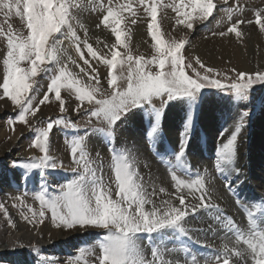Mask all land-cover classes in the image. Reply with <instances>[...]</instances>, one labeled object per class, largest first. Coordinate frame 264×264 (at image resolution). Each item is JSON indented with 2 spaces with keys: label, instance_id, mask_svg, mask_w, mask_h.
<instances>
[{
  "label": "rangeland",
  "instance_id": "374dc122",
  "mask_svg": "<svg viewBox=\"0 0 264 264\" xmlns=\"http://www.w3.org/2000/svg\"><path fill=\"white\" fill-rule=\"evenodd\" d=\"M213 2L216 5L214 15L209 17L208 20L193 19V29L190 30L182 25H176V13L169 5L178 3V0H157V26L161 31V37L166 42L185 40V46L182 49L185 73L195 78V72L204 75L205 70L211 68L213 72L207 74L221 79L224 83H230L232 79H235L237 72H245L253 76L257 73H264V32L260 30V26L255 22V13L257 11L264 13V0H227V3H225V0H213ZM74 3L80 4L82 7L73 10L74 15L71 22V30L67 27L63 30V40H67V42L61 41L57 45L59 49L57 60L47 65L49 69L47 72H42L35 78L34 90L30 92L33 99V106L39 104L40 99L47 92L51 78L58 74L60 68H65L67 72L71 73L72 78L80 82V86L97 88L98 91L95 94V99H101L106 98L111 92L107 84L110 69L108 65L103 63V60L112 59V51H116L118 55L116 58L117 64L111 69V72L117 77V83L122 87H126L127 84L126 77L129 71V63L135 68L134 61H127L128 55L142 57L144 60H149L156 55L152 48L153 41L147 28L151 18L145 11V8L140 4V0H131L135 12L134 15L128 10H124L121 15V29L125 33L122 37L124 46L116 44L114 34L110 28H105L103 25L97 27V25L100 22L101 16L106 14L109 5L116 9L121 4L129 3V0H74ZM84 15L86 17H92L93 24L96 23V26L93 25L94 28L89 27V23L85 22ZM261 18L264 19V15ZM133 20H135V23L132 22ZM237 20L245 21V23L237 26V30L241 34L239 37L235 33H228L223 36L219 35L221 32H226L227 28L235 24ZM249 20L252 23H247ZM9 27L14 36L27 35L26 24L20 17L15 15L14 12L7 17L4 13L0 12V28L3 29L4 33H8ZM71 32H74L75 36L79 38V52L77 51V41L70 34ZM85 43L92 47L96 53V57L91 56L87 52ZM6 51L7 37L4 34H0V83H2L3 75V56ZM81 55L89 61L88 64L84 63ZM197 58L204 65V68H201L200 64L196 63ZM188 65H191V67H188ZM22 66L28 67L27 64H23ZM149 68L152 71L157 70L154 65H149ZM193 68L195 72H193ZM94 76L97 79H93ZM225 77L228 79H225ZM0 97H3L2 89H0ZM61 99L64 101L65 107L63 113L60 110V102L55 99L54 94H50L49 99L43 105H40V110L37 112V114L40 113V116L32 117L29 114L26 117L29 124L26 125L15 120L13 124L8 123L10 119H14L18 115L19 108L14 106L7 97L0 98V146L4 145L6 147L12 144L7 149L2 147L1 159L3 163L0 169V175L9 171H13L16 174L15 178H13V175V177L8 176L6 179L7 182L3 183L8 197L2 201L0 200V203L5 205L7 212H15L14 214L18 215L21 220H25L24 215H27L31 219L32 213L28 211L27 207L31 206L37 213V218L31 223L35 227H39L38 229L44 230V232L39 233L42 237L48 235V229L52 231L62 230L67 233L76 234L73 235L75 237L73 240L74 243L68 246L69 253L66 257L70 261L69 264H96L97 257L100 255L99 243L107 234V231L94 226L81 228L77 225L70 229L56 227L52 222L51 212L47 209H44L45 217L43 222H41L39 212L42 209L39 201L34 197L36 192L40 190L46 192V198L57 194L59 185L67 184L76 177L77 172H73V168H77L78 171L83 170V162L79 166L73 163V157L70 151L72 141L78 137L85 138L84 146L87 160L91 167L97 169V176H103L105 183L111 188L113 199H116L115 193L117 189L112 171L113 152L111 149L115 148L117 153L124 154L128 157L133 169L137 171L138 182L142 180L143 188L150 194V198L157 205L168 198V200L175 199V203L178 202L179 205V201L175 198L176 188L174 187V181L171 179V175L175 172L178 178L188 182L202 177L208 193L211 194L212 201L214 198L217 199H214L215 201L212 203L218 207L222 205L220 208L225 211L228 210L227 212L232 214L229 212L230 209L224 206V204H221L222 200L227 199V201L229 200L231 202V199L224 193V186L227 182L225 177L219 174L225 180L222 179L215 168L216 151L217 146L225 142L231 132L235 130V125L241 115L244 112H248L249 115L244 118L245 126L241 130L237 142L246 149V155L243 158L244 162L241 165L248 167L247 173L250 176V182L248 181V183L241 185L242 190H240V184L242 183L234 184L235 181H233L237 177L232 173L228 178L231 181L232 187L236 188L240 195L243 194L242 199L245 202L248 203L252 199L250 195L253 193L264 196L262 195L264 194V178H262L264 177V175L262 176L264 174V82L262 81L257 80L254 83L246 100L241 97H234L230 92H221L214 88L202 89L195 105H190V102L177 99L169 102L166 106H162L160 97L153 98V106L161 109V117L158 122V130L150 140H148L149 138L145 132L150 131L154 117L149 114L150 108L148 106L133 109L126 118L117 122L113 134L109 136V129L105 121L102 119L98 120L94 117L90 118L86 114V109L91 107L87 101L83 102V106L76 110L77 105L81 102L77 100L76 94L72 89L62 88ZM190 106L194 111L189 133L190 139L187 142V159L190 167H192L191 169L195 171L203 166L202 170L195 175L193 174L194 177L192 178L178 173V170L173 168H166L165 163L158 158L156 159L157 164L156 160H153L149 155L150 153L152 154L150 147L154 143L156 144L152 147L154 149L157 147L158 149H156L160 152L169 150L170 148H172L170 150L172 155L178 152L180 135L184 130ZM173 109L180 111L182 120L176 118L179 127H173L175 134L170 135L168 132V135L165 123L168 121V113ZM209 111L212 114H208ZM205 114L206 116L203 117ZM223 114L226 115L222 117ZM49 118L52 120L63 118L65 120V123L57 124L50 131L49 136V154L56 161L57 168H49L47 170L32 169L28 166L30 163L29 158L34 156L39 157L41 155L38 149L30 147L31 141L36 135V132L32 129L35 128L38 131L39 129L47 127ZM203 118L208 119L205 127L202 126ZM142 120H145V122L142 123ZM139 123H142L143 126H139ZM211 126L213 127V134L210 137L206 132V127L211 128ZM226 128L229 131L222 138L220 133ZM97 129H101V131H97ZM203 134L208 146L206 147L207 153L208 155H214V158L213 156L204 157L202 154L201 146L205 141ZM149 142H151L150 147ZM215 145L216 147H214ZM185 155H187V152ZM192 157H196L198 163L193 165V162H191L193 160ZM77 158H79V154H77ZM182 161L186 162V160ZM14 162L23 163L21 166H14ZM231 165L232 162L227 166ZM152 172H159L161 174L166 186V188H163L165 189L164 192L160 191L162 186H159L158 183H156L158 186L156 184L150 186L152 182L150 175ZM199 173L201 174L199 175ZM212 187L214 189H222L223 193H221V196L213 193ZM245 187L246 190H243ZM153 192L155 195H151ZM183 195L186 197L187 204H200V194L198 191L190 192L185 188ZM213 195L215 196L214 198ZM18 196L24 201L23 204L15 199ZM242 199L241 202L243 201ZM244 201L242 202L243 204H245ZM231 205L233 206L232 203ZM146 207L150 209L151 205H147ZM198 212L200 213L201 221L213 231L216 226L205 216L208 210H198ZM190 214L192 215L193 213ZM8 219L9 217H5L3 212L0 211V221L2 220L8 223ZM187 223L184 221V227L186 233L191 236V233L188 232ZM75 231L77 233L78 231L83 232L82 234H85L87 237H78ZM205 232H208V230L203 231L204 234L200 236L201 238L197 237V241L203 244V247L209 245L210 247L212 246L211 248H215L217 252H215V255H222L225 246L229 249L238 247L242 251L245 250L244 247L235 245L230 240H224L219 236L217 230L213 231L214 234L213 232ZM168 235H170V231L166 230L162 239L157 238V247L159 250L169 249L171 241L165 238ZM221 236L223 235L221 234ZM141 240L148 242V239H138L137 242L142 245V250L145 251L147 258L151 259V246L147 248ZM217 245H219V248L215 247ZM81 249H86L83 255H81ZM35 250V252L40 254L45 253L43 247L37 243ZM78 256L81 257L79 261L75 259ZM246 257L247 259H245ZM243 258L231 256L230 264H249L252 261L250 253H246ZM164 259L173 262V264H182L181 261L183 260L184 262L187 260L188 264H191L188 258L183 259L174 251L166 252ZM214 259L215 256L211 254L208 258H201L198 264H205L206 260L214 261ZM236 259L239 260L236 261ZM28 264L38 263L29 261Z\"/></svg>",
  "mask_w": 264,
  "mask_h": 264
},
{
  "label": "snow or ice",
  "instance_id": "6c2138e0",
  "mask_svg": "<svg viewBox=\"0 0 264 264\" xmlns=\"http://www.w3.org/2000/svg\"><path fill=\"white\" fill-rule=\"evenodd\" d=\"M140 4L151 18L147 28L156 55L149 60L132 55L127 56L128 62L134 61L135 68L129 63L126 87L118 84L117 77L111 72V69L117 64L118 55L116 51H112V59L103 60V63L110 69L107 84L111 92L106 98L95 99L97 88L80 86V82L73 79L71 73L67 72L65 68H60L58 74L51 78L47 92L40 99L39 104L33 106L30 92L34 90L35 78L40 73L47 72L49 70L47 65L57 60L59 35L63 34L65 27L71 30L73 10L80 9L82 5L74 3V0H0V12L4 13L6 17L14 12L25 22L27 29L26 36H14L10 27L8 33H4L0 28V34L7 37V51L3 56L0 89H2L3 97H7L14 106L19 108L18 115L14 119H10L8 123L13 124L15 120L26 125L29 124L26 117L29 114L35 117L40 110V105L49 99L50 94H54L55 99L60 102V110L63 113L65 107L64 101L61 99V89L68 88L75 92L77 100L81 102L77 105L76 110L83 106V102L87 101L91 107L86 109V114L90 118L94 117L105 121L109 129V136L113 134L117 122L126 118L133 109L148 106L149 114L154 117V122L146 135L152 139L158 130V122L161 117V109L153 106V98L160 97L162 106L177 99L195 105L202 89L214 88L221 92H230L234 97L246 100L254 83L257 80L264 82V73H257L253 76L245 72H237L235 79H232L230 83H224L221 79L207 74L213 72L211 68L206 69L204 75L195 72L193 68L195 78L187 75L182 56L185 40L166 42L161 37V31L157 26V0H140ZM169 6L176 13V25H182L190 30L193 29V19L208 20L216 11L213 0H178V3ZM124 10L135 14L131 0L127 4L119 5L116 9L109 5L106 14L101 16L97 25V27L103 25L105 28H110L116 44L120 46H124L122 37L125 33L121 29V15ZM262 15L264 13L257 11L255 22L264 32ZM132 22L135 23V20ZM242 23L245 21L237 20L235 24L227 28L226 32H221L219 35L235 33L239 37L241 34L237 30V26ZM247 23H252V21L249 20ZM70 34L75 37L79 52V38L75 36L74 32ZM85 47L91 56L96 57L91 46L85 43ZM81 58L84 59L83 55ZM84 63L88 64L89 61L84 59ZM196 63L204 68L198 58ZM23 64H27L28 67H23ZM149 65H154L157 70L152 71ZM93 79H97V77L94 76ZM225 79L228 78L225 77ZM193 111L194 109L190 106L184 130L180 135L179 150L175 154L177 162H180L186 154ZM248 115V112H244L236 123L235 130L231 132L225 142L217 146L215 168L219 174L225 177L227 181L225 187L227 188L232 186L228 179L232 172L235 171L238 175V169L228 168L227 165L235 157L238 136L245 126L244 118ZM63 123H65L63 118L57 120L49 118L47 127L38 131L35 128L32 129L36 135L32 139L30 147L38 149L41 153L39 157L29 158L28 166L32 169L57 168L56 161L49 154V136L50 131L57 124ZM68 123L70 124V122ZM97 131H101V129H97ZM228 131L227 128L224 129L220 136L223 138ZM84 139V137L74 139L70 149L73 163L79 166L83 162V170L78 171L77 168H73L72 171L77 172L76 177L67 184L59 185L57 194L51 197L46 198V192L43 190L36 192L34 198L39 201L42 209L39 212L40 221L43 222L44 209H47L50 210L52 222L56 227L70 229L79 225L81 228L94 226L105 229L107 234L99 243L100 255L97 257L96 264H173V262L164 259L165 253L172 250L167 248L163 251L159 250L156 246L157 238L162 239L166 230H173L181 235L186 234L184 221L189 209L193 214L197 210L211 211L215 209L217 212L219 211L217 205L212 203V197L205 187L204 179L201 177L188 182L178 178L173 172L171 179L174 181L175 198L179 201V205L172 203L171 200L161 201L157 205L143 188L142 180L138 182L137 171L133 169L128 157L117 153L115 148H112V171L117 189L116 199H113L111 188L105 183L102 175L97 176V169L91 167L87 160ZM77 154H79V158H77ZM22 163L14 162V166H21ZM185 188L190 192H199L200 204L189 205L186 203V197L183 195ZM160 191L164 192L165 189L161 188ZM151 195H155V193L153 192ZM15 199L19 200L21 204L24 203L19 196ZM147 205H151V208H147ZM27 207L28 211L32 213V217L29 219L27 215H24V219L31 223L37 218V213L31 206ZM244 210L250 222L255 221L254 214L247 208ZM0 211L5 217H8L7 209L3 203H0ZM8 223L15 227L10 218ZM229 223L236 232L235 245L242 243L246 245V249L242 251L238 247L229 249L225 246L222 255L217 254L214 261L206 260L205 264H230L231 256L243 258L246 253H250L252 264H264V230L254 228L248 236H245L234 223L231 221ZM261 224H264V217L256 222V228H259ZM144 238L148 239L151 246V259L147 258L145 251L142 250V245L137 242L138 239ZM80 251L83 255L86 249ZM80 258L78 256L75 259L79 261ZM185 264H188L187 260ZM191 264H198L195 256L192 257Z\"/></svg>",
  "mask_w": 264,
  "mask_h": 264
},
{
  "label": "bare ground",
  "instance_id": "6f19581e",
  "mask_svg": "<svg viewBox=\"0 0 264 264\" xmlns=\"http://www.w3.org/2000/svg\"><path fill=\"white\" fill-rule=\"evenodd\" d=\"M84 17H85V22L89 23V27L94 28L93 25L96 26V23L93 24V21L91 20L92 17L91 18L90 17H86L85 15H84ZM63 34L59 35V40H60V42L61 41L67 42V40H63L64 39L63 38ZM208 114H212V112L209 111ZM168 115H169L168 121L165 123L167 134L169 132L170 135H172V134L174 135L175 131H174L173 127H176V128L179 127L178 121H176V118H179V120H182V117H181L180 111L179 110H175V109L170 111L168 113ZM224 115H226V114H223L222 117ZM37 116H40V113L36 114V117ZM205 116H206V114L203 115V117H205ZM144 122H145V120L144 121L142 120V123H144ZM207 122H208V119L203 118L202 126L205 127V123H207ZM142 123H139V126H143ZM210 125H211V123H210ZM212 126H213V121H212ZM212 126H211V128L208 127L210 129H208L206 127V132L208 133V135L210 137L213 134L212 133L213 132L212 131L213 130ZM145 133H147V132H145ZM203 138H205L204 134H203ZM154 144H156V143H154ZM11 145L12 144H10L9 146L7 145L6 147L4 145L0 146V169L2 168V163H3V160L1 159V157H2V155H1L2 152L1 151L3 150L2 147L7 149V148H10ZM202 146L205 147V149L207 150L206 147H208V146L206 144V138H205V141H204ZM214 147H216V145ZM156 148H155V150H156L157 156H160V158L165 159V161H167V163L171 167H173L174 165H175V167H177V164H178L179 166L188 169V171L191 172V173L200 172L202 170V168H203V166H202L197 171H195L194 169H191L192 167H190V163H189V161L187 159V157H188V148L186 150L187 155L183 156V160H186V162H183L182 160L180 162H177L176 159H175V155H172V153L170 152V150L172 148H170L169 150H164L163 152L158 151L157 150L158 148L157 149ZM163 149H164V146H163ZM245 150H246L245 147L240 145L239 142H237L236 153H235L234 159L232 160V165L231 166H227L228 168L234 167V169H238V171H239L238 175H237V173L235 171H233L232 173L237 177L236 180L235 179L233 180V181H235L234 184L242 183V184H240V190H242L241 185H244V183H248V181L250 179V176L247 173L248 167L241 165L242 162H244L243 158L246 155ZM148 152H149V149H148ZM149 155L153 158V160L157 159L151 153ZM209 156H213V158H214V155H209ZM196 159L197 158L195 157L191 161V162H193V165L198 163ZM156 163L158 164L157 160H156ZM160 166L162 167V165H160ZM263 175L264 174H262V176ZM8 176H11V177L15 178L16 174H14L13 171H9L7 173H4L3 175H0V200L1 201L8 197L6 195V190H5L4 186H3V183L7 182L6 179H7ZM150 177L152 179V182L150 183V186L151 185L154 186L156 183H158L159 186H162V188H166L165 183H164V179L161 177V174L159 172H152ZM262 178H264V177H262ZM254 183H255V181H254ZM212 190L214 191L213 193H217L218 194L217 196H219V195L221 196V193H223L222 189L220 190V189H216V188L214 189L213 188ZM243 190H246V187ZM224 193H225L226 196L228 195V193L225 191V189H224ZM262 195H264V194H262ZM214 197L215 196L213 195V198ZM214 199L217 200L216 198H214ZM214 199H213V201H215ZM229 199H231L230 196H229ZM244 199H246V198H244ZM171 201H172V203L178 205V202L175 203V199H173ZM246 201H247V199H246ZM252 201L253 200H250V201H248V203L254 205L256 202L252 203ZM231 203L233 204V206L231 205ZM244 203L247 204V202H245V201H244ZM188 204L190 205V203H188ZM221 204H224V206H226L228 209H230L229 212L232 213L231 215L235 219L242 220V216L239 213V211L236 209V207L234 206V203H233L232 199H231V202H229V200L227 201V199L226 200H222ZM220 206H222V205H220ZM220 206L219 207L217 206V207L220 208ZM220 209L225 211L222 208H220ZM14 213L8 211V217L14 222L15 227L10 226L9 223H7V222L5 223V221L4 222L2 220L0 221V264H28L29 261H34V262H36L38 264H69L70 263V261H68L67 257H66L67 254L69 253L68 246H70V244L74 243L73 240H74L75 237H73V235H76V234L67 233V232L62 231V230L61 231H52L51 229H48V230L45 229V230L48 231V235H44L42 237V236L39 235V233L40 232H44V230L38 229L39 227H35L32 223H30V222H28L26 220H21L18 217V215L14 214ZM190 213H192L191 210L189 211L188 215L186 216L185 221L188 222L187 223L188 232L191 233V236L186 233L184 235L178 234L179 235V237H178L177 233L175 231L169 230L170 231V235L165 237L167 240L171 241V245L169 246V249L174 251L181 258H183V259L188 258L190 261H191L193 256H195L197 258V261H199L201 258H203L201 256H198V252L195 251L192 248L193 247L192 245H194L196 247V249L199 250V252H203L204 255H206V258L210 257L211 254H213V256H215V248L213 249V248H211L212 246L210 247L209 245L206 246V247H203L204 245L201 244L199 241H197V237H200L202 234H204L203 231H205V230H208V232H205V233H209V232H213L214 230H217L219 232V236L222 237L224 240H230L233 243H235V241L232 238H230L227 233H225L224 231L221 230V226L223 224H219L218 221L217 222L215 221V216H219V212H217L215 210H212V212L208 211V213L205 214V216L211 221V223L216 226L213 231L211 229H209L208 226L204 222L201 221L200 213L198 212V210L194 213L195 215H193V214L191 215ZM212 214L214 215L213 218H212ZM228 214H230V213H228ZM220 221L222 223V218L221 217H220ZM82 233L83 232H79L78 231V233H77L78 237L80 236V237L86 238L87 236H85V234H82ZM213 234H214V232H213ZM221 234L223 236H221ZM203 238H205V237H203ZM200 240H202V239H200ZM211 240H212V238H211ZM141 242H143L147 246V248L150 246L149 243L145 242L144 240H141ZM178 242L181 243V245H184L185 249H187V254L186 255L182 254L180 246L177 245ZM36 243L40 244L43 247V250L45 251V253H43V254L41 253L40 254L38 252H35L36 251L35 250ZM218 246L219 245H217L215 247L219 248ZM238 246L244 247L246 249V245H244L242 243L240 245H238ZM182 248H183V246H182ZM212 250H213V253L210 252ZM49 258H51V259H49ZM245 259H247V257ZM237 260H239V259H236V261ZM181 262H182V264H185L184 260L181 261ZM250 262H249V264H252V261H250ZM237 263H242V262H237Z\"/></svg>",
  "mask_w": 264,
  "mask_h": 264
}]
</instances>
